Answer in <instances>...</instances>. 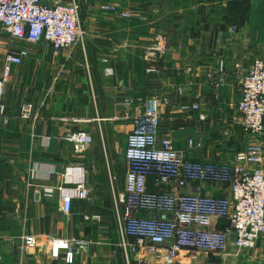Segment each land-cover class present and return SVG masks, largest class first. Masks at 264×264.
Masks as SVG:
<instances>
[{"label": "crops", "instance_id": "1", "mask_svg": "<svg viewBox=\"0 0 264 264\" xmlns=\"http://www.w3.org/2000/svg\"><path fill=\"white\" fill-rule=\"evenodd\" d=\"M78 2L84 46L55 54L46 43L14 44L18 49L26 45L29 54L21 66L12 68L0 124V264H67L65 250L53 258L50 249L53 240L63 239L87 243L74 264H126L116 218L135 214L119 200L125 189L127 137L146 99L159 101L158 141L171 139L174 148L184 150L192 161L229 164L247 146H264V135L256 139L243 133L234 107L241 98L244 76L264 54L262 32L253 31L260 22L224 21L225 3L219 15L210 11L209 0ZM107 3L119 11L103 12L100 6ZM123 11L131 16L123 18ZM199 14L206 16V23L215 24L211 30L218 31L211 44L193 35L192 20ZM159 33L168 38L169 52L158 63H150L142 55ZM10 44L8 34L0 29V76ZM27 103L34 111L25 120L21 110ZM194 103L199 110L181 108ZM200 114L206 120H200ZM77 131L93 138L91 149L82 154H76L65 139ZM190 137L202 146L189 149ZM78 167L88 171L90 196L75 197L70 214H65L59 210L58 189L76 188L70 180L65 184L63 176L67 169ZM149 188L165 189L154 185L153 179ZM185 191L229 196L221 184L196 183ZM223 223L219 220L218 227ZM262 245L264 241L258 249ZM200 259L203 264H216ZM130 261L158 264L145 249L132 253ZM181 261L176 264H193L188 258Z\"/></svg>", "mask_w": 264, "mask_h": 264}, {"label": "built area", "instance_id": "2", "mask_svg": "<svg viewBox=\"0 0 264 264\" xmlns=\"http://www.w3.org/2000/svg\"><path fill=\"white\" fill-rule=\"evenodd\" d=\"M103 12L117 13L118 7L102 4ZM121 16L129 18V11ZM0 29L8 34L10 46L5 56V67L0 76V124L5 111V93L14 66H21L28 56V47L14 44L37 45L46 43L58 54L75 45L84 46L85 30L81 21L78 0H0ZM154 43L144 49L142 58L158 63L169 52V41L158 34ZM223 67V62L220 65ZM109 73H113L112 69ZM241 98L236 104L238 124L243 133L259 139L264 135V54L254 60L241 85ZM159 101L146 99L143 110L133 119V129L127 137L125 160L127 172L124 195L119 200L128 216L117 215L120 247L126 264H133L130 255L145 249L158 264L181 263L188 258L193 264L219 256L222 259L245 257L256 251L264 239V146L256 143L237 152L232 163L192 161L182 149H175L169 138L158 141L161 116ZM183 111L199 110V104H185ZM33 105L27 103L21 118L33 116ZM200 120L206 116L199 115ZM1 133V129H0ZM65 139L82 154L92 147V135L86 131L68 134ZM188 148L201 147L202 142L190 137ZM88 171L83 167L67 169L65 184H76L72 190L61 186L59 210L70 214L73 199H88L86 188ZM111 177V176H110ZM114 182L115 177H111ZM162 189L151 190L149 180ZM196 183L221 184L228 188L229 196H206L186 192ZM28 186H33L28 183ZM48 191V189H47ZM50 191V190H49ZM153 213L165 216H138ZM98 219L99 217H92ZM223 220V227H218ZM25 237H23L24 239ZM133 238L134 240H130ZM51 255L58 258L65 250L64 261L74 264L76 256L87 248L83 240H53ZM22 250L25 251L24 245ZM225 259V260H226Z\"/></svg>", "mask_w": 264, "mask_h": 264}, {"label": "rangeland", "instance_id": "3", "mask_svg": "<svg viewBox=\"0 0 264 264\" xmlns=\"http://www.w3.org/2000/svg\"><path fill=\"white\" fill-rule=\"evenodd\" d=\"M241 4L247 9L249 8V12L247 14V18H252L253 21L260 22L259 28H254V34L261 33L260 36L261 42L264 43V0H239ZM212 6V13L222 15L223 12L222 4L225 3V12L223 13L224 21H227L232 15V6H230V0H209ZM192 24H194L193 35L196 40L202 41L204 40V44H211L213 39L212 36L216 35L218 31L214 29L211 30V27L215 25L214 23H206L205 15L194 16L192 20ZM202 39V40H201ZM264 241V239H263ZM204 257V256H203ZM212 262L216 264H264V245L260 246L256 251H251L245 255V257H241L239 260L236 258H225L222 259L219 256L211 257ZM182 260V258H181ZM187 261V260H186ZM188 262V261H187Z\"/></svg>", "mask_w": 264, "mask_h": 264}, {"label": "trees", "instance_id": "4", "mask_svg": "<svg viewBox=\"0 0 264 264\" xmlns=\"http://www.w3.org/2000/svg\"><path fill=\"white\" fill-rule=\"evenodd\" d=\"M230 6H232V15L228 19L229 22L242 24L247 18L249 8L243 6L239 0H230ZM227 20V21H228Z\"/></svg>", "mask_w": 264, "mask_h": 264}]
</instances>
